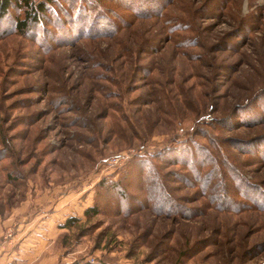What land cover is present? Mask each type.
Listing matches in <instances>:
<instances>
[{
	"label": "rangeland",
	"instance_id": "obj_1",
	"mask_svg": "<svg viewBox=\"0 0 264 264\" xmlns=\"http://www.w3.org/2000/svg\"><path fill=\"white\" fill-rule=\"evenodd\" d=\"M57 1L0 19V256L264 264V0Z\"/></svg>",
	"mask_w": 264,
	"mask_h": 264
},
{
	"label": "trees",
	"instance_id": "obj_2",
	"mask_svg": "<svg viewBox=\"0 0 264 264\" xmlns=\"http://www.w3.org/2000/svg\"><path fill=\"white\" fill-rule=\"evenodd\" d=\"M57 2V0H0V19L9 15L10 10L12 8H15L17 12H22V16L19 17L18 15L15 18V27L20 31H24L27 28L32 29L33 27L39 26L40 23H42V20L49 12H53L55 15V12L51 8V4ZM54 21H56L57 25L59 24L60 26H62L61 18L56 17ZM96 213L97 210L95 208H89L85 211L86 215ZM75 222H77L76 218H68L67 221L64 223V226H71Z\"/></svg>",
	"mask_w": 264,
	"mask_h": 264
},
{
	"label": "crops",
	"instance_id": "obj_3",
	"mask_svg": "<svg viewBox=\"0 0 264 264\" xmlns=\"http://www.w3.org/2000/svg\"><path fill=\"white\" fill-rule=\"evenodd\" d=\"M27 237L26 239H28ZM31 247H27L25 242H20L18 249L15 251L7 250L0 256V264H14L10 262L17 258L21 264H35L39 250L43 248V244L35 243L34 245L31 243Z\"/></svg>",
	"mask_w": 264,
	"mask_h": 264
}]
</instances>
